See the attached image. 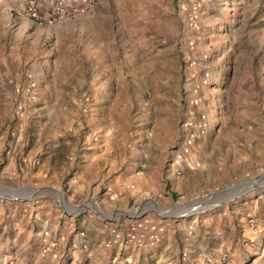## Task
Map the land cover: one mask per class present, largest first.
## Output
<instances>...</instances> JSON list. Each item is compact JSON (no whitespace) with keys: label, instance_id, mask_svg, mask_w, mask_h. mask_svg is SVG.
Segmentation results:
<instances>
[{"label":"rangeland","instance_id":"374dc122","mask_svg":"<svg viewBox=\"0 0 264 264\" xmlns=\"http://www.w3.org/2000/svg\"><path fill=\"white\" fill-rule=\"evenodd\" d=\"M261 175L264 0H0V264H264Z\"/></svg>","mask_w":264,"mask_h":264},{"label":"water","instance_id":"95a60500","mask_svg":"<svg viewBox=\"0 0 264 264\" xmlns=\"http://www.w3.org/2000/svg\"><path fill=\"white\" fill-rule=\"evenodd\" d=\"M263 177H264V175H261L259 178H256V179H253V180L248 181V185L247 186H245L244 188H239L232 195H230L229 197H227V199L220 200V201H215L213 203H209L208 202L209 200H205V201L198 200V202H195L194 204L189 205V209H187V211H190L192 209H194V211H195V209L196 210H199V209L200 210L212 209V208H215V207H217L219 205L229 203V202L235 200L237 197L242 196V195L246 194L247 192L251 191L252 189H254L255 187L259 186V184L261 182V179ZM238 184H240V183H236V184H233L231 186H235V185L238 186ZM0 188H1V186H0ZM228 190H229V188L224 189L222 191H228ZM45 192L46 193H50V194H55V196H57L56 195L57 192H55V191H53L51 189H34L33 191H31V197L32 196L39 195V194H42V193H45ZM218 193H220V192H218ZM214 195H217V193L214 194ZM211 196H213V195H210V198H211ZM0 198L10 199V200H24V199H18V198H15V197H12V196H8V195L0 196ZM58 200H59V198H58ZM58 203L61 204L63 202H61L59 200ZM191 214L192 213H189L188 212L187 214L183 213L180 216L181 217H188Z\"/></svg>","mask_w":264,"mask_h":264},{"label":"bare ground","instance_id":"6f19581e","mask_svg":"<svg viewBox=\"0 0 264 264\" xmlns=\"http://www.w3.org/2000/svg\"><path fill=\"white\" fill-rule=\"evenodd\" d=\"M241 185H242L241 183L238 184V186L235 185L236 188H237L236 190H238L239 188H241ZM247 185H248V184H247ZM231 187H232V186H231ZM231 187H230V188H231ZM230 188H229V189H230ZM236 190H234L232 193H229L227 197H229L230 195H232ZM32 191H33V190H32ZM56 195H57V197H58L59 200H60L59 193H56ZM227 197H225L224 199H227ZM215 198H216V195H213V196H211V198L208 197L207 199H204V200H201V201L209 200V201H208L209 203H213ZM221 199H222V198H221ZM224 199H223V200H224ZM60 201H61V200H60ZM61 202H63V201H61ZM208 202H207V203H208ZM198 211H200V209H199V210H196V212H198ZM189 213H190V211H189ZM186 214H187V213H186Z\"/></svg>","mask_w":264,"mask_h":264}]
</instances>
